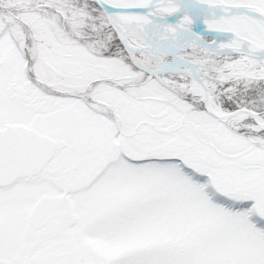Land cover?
I'll return each mask as SVG.
<instances>
[{"label": "snow or ice", "instance_id": "1", "mask_svg": "<svg viewBox=\"0 0 264 264\" xmlns=\"http://www.w3.org/2000/svg\"><path fill=\"white\" fill-rule=\"evenodd\" d=\"M0 264H264V0H0Z\"/></svg>", "mask_w": 264, "mask_h": 264}]
</instances>
